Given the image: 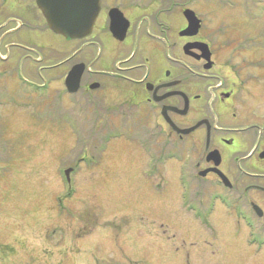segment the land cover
I'll return each instance as SVG.
<instances>
[{
	"label": "rangeland",
	"instance_id": "374dc122",
	"mask_svg": "<svg viewBox=\"0 0 264 264\" xmlns=\"http://www.w3.org/2000/svg\"><path fill=\"white\" fill-rule=\"evenodd\" d=\"M192 1L207 33L203 36L216 54L209 74L231 80L237 76L244 87L241 98H249L252 106L250 98L256 97L264 110V69L256 68L264 65V0ZM42 23L54 34L44 18ZM45 38L46 45L54 41L52 35ZM78 45L66 44L61 59L75 57L64 70H55L57 78L53 71L42 73V78L35 75L43 63L27 71L37 85L51 77L47 91L56 95H25L19 78L0 81V264H264V247L251 238L264 229V218L252 235L238 223L242 232L235 231L233 237L231 226H214L215 240H203L207 233L181 228L168 209L145 213L148 200L152 203L163 190L171 191L169 196L177 188L173 204L178 206L179 184L166 174L171 164L162 169L161 179H142L139 171L146 170L147 157L136 144L119 139L98 145L96 133L104 136L106 129L117 125L108 124L106 116L97 119L90 112L95 107L85 101L96 98L100 106L108 107L103 93L114 88L102 80L97 93L64 92L58 78L80 65L77 61L94 69L89 64L92 49ZM51 57H56L54 52ZM115 89L134 90L127 84ZM80 158L83 161L76 164ZM92 159L102 165L98 171L86 168ZM179 164H173L175 173ZM66 169H73L69 184ZM249 197L260 200L264 195L251 192ZM249 209L244 207V212L251 219ZM182 215L181 222L189 225L188 216ZM230 218L235 219L231 213Z\"/></svg>",
	"mask_w": 264,
	"mask_h": 264
},
{
	"label": "flooded vegetation",
	"instance_id": "af4514ba",
	"mask_svg": "<svg viewBox=\"0 0 264 264\" xmlns=\"http://www.w3.org/2000/svg\"><path fill=\"white\" fill-rule=\"evenodd\" d=\"M192 4V0H100V11L89 41L84 44L85 40L67 41L52 34L42 23L35 0H0V81L19 78L27 91L25 95H56L53 90L47 91L51 77L37 85L27 71L43 63L35 75L42 78V73L53 71L52 76L55 72L57 78L55 70L65 68L75 57L71 54L69 59H61L66 44L76 42L81 49L90 47L93 58L89 64L94 69L83 64L78 91L67 94V71L58 79L67 95L97 93L102 89V80L113 86V91L103 93L108 107L100 106L96 98L87 97L85 101L87 106L95 107L90 112L97 119L106 116L111 120L108 124L117 125L106 129L104 136L96 133L101 141L98 145L119 139L136 144L147 157L146 170L139 171L142 179H161L162 169L171 164L166 174L180 187L178 206L173 204L175 187L169 196L171 191L166 194L163 190L152 203L148 200L145 213L153 215L168 209L173 222L181 228H198L207 233L209 236H203V240H215L214 226H231L233 237L235 231L242 232L237 228L242 224L246 234L252 235L263 223L260 218H264V198L249 197L251 192L264 195V113L259 111L262 102L250 98L249 106V98H241L244 87L237 76L231 80L209 74L216 66V54L210 39L203 36V23L197 14L194 13L200 20L198 34L180 36L187 28L183 13L194 11ZM48 34L54 41L46 45ZM197 43L208 47L209 62L201 58L198 49L189 48ZM51 52L56 57L52 58ZM256 68L264 69V65ZM117 84H127L134 90L115 91ZM91 85L96 88L90 89ZM82 161L77 159L76 164ZM174 162L181 163L177 173ZM101 166L92 159L86 168L98 171ZM164 182L169 184L167 179ZM162 193L164 197H159ZM246 206L251 219L244 212ZM178 211L188 216L189 225L181 222L183 215ZM230 213L235 219L230 218ZM260 233L264 234V229L251 238L263 248L260 243H264V236Z\"/></svg>",
	"mask_w": 264,
	"mask_h": 264
},
{
	"label": "water",
	"instance_id": "95a60500",
	"mask_svg": "<svg viewBox=\"0 0 264 264\" xmlns=\"http://www.w3.org/2000/svg\"><path fill=\"white\" fill-rule=\"evenodd\" d=\"M35 4L41 12L47 27L56 35L67 41H77L90 36L94 22L100 11V0H35ZM187 21V28L180 33V36H196L200 28V21L190 10L183 13ZM189 48L198 49L201 58L210 60V53L205 44L190 45ZM210 65H207L209 68ZM84 71V65L73 67L66 76L65 87L70 94L79 89V81ZM96 88L91 85L90 89ZM186 133V132H184ZM69 170L65 172L68 178ZM253 209L257 212L256 206Z\"/></svg>",
	"mask_w": 264,
	"mask_h": 264
}]
</instances>
